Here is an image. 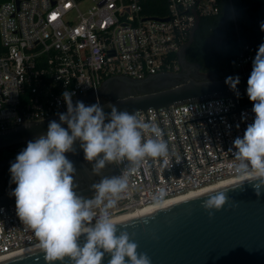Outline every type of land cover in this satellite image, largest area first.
<instances>
[{
  "label": "built area",
  "instance_id": "built-area-1",
  "mask_svg": "<svg viewBox=\"0 0 264 264\" xmlns=\"http://www.w3.org/2000/svg\"><path fill=\"white\" fill-rule=\"evenodd\" d=\"M91 4L86 9L81 5ZM167 13L147 14L143 0H6L0 4V131L46 120L64 110L62 93L94 92L114 76L145 79L179 73V53L203 17L219 14L220 0H166ZM252 47L241 44L234 73L248 69ZM230 96L135 113L156 124L169 146L168 163L146 160L130 176L112 219L145 205L164 188L169 200L241 177L233 141L255 114ZM242 113L246 119H242ZM107 122V121H106ZM232 149V152L229 151ZM118 175L127 161L115 164ZM254 173V172H253ZM93 194L85 196L91 198ZM39 246L16 213L0 206V259Z\"/></svg>",
  "mask_w": 264,
  "mask_h": 264
},
{
  "label": "clouds",
  "instance_id": "clouds-1",
  "mask_svg": "<svg viewBox=\"0 0 264 264\" xmlns=\"http://www.w3.org/2000/svg\"><path fill=\"white\" fill-rule=\"evenodd\" d=\"M260 29L264 31V22ZM225 83L239 96V76H229ZM247 85L255 119L243 138L234 139L235 162L230 167L241 177L255 172L250 181L259 196L264 190V43L258 47ZM73 95L67 90L62 93L67 111L58 113L60 122H49L46 134L28 141L11 164V182L16 187L10 195L15 197L16 213L39 241L47 264L63 262L65 258L70 264H102L105 254L110 256L107 264H152L146 253L138 252V244L127 231L117 234L111 210L128 191L130 176L146 160L168 163L169 146L161 129L141 120L136 113L109 104L111 112L106 114L98 98L91 105L82 101L74 105ZM242 119H246L245 113ZM76 141L80 142L84 159L92 162L95 175H100L108 164L128 162L120 175L94 183L91 198L77 194L76 169L65 155L75 151ZM167 195L160 188L152 203L162 206ZM229 201L226 190L216 191L201 207L211 220ZM82 236L83 244L79 242Z\"/></svg>",
  "mask_w": 264,
  "mask_h": 264
},
{
  "label": "water",
  "instance_id": "water-1",
  "mask_svg": "<svg viewBox=\"0 0 264 264\" xmlns=\"http://www.w3.org/2000/svg\"><path fill=\"white\" fill-rule=\"evenodd\" d=\"M198 26L191 33L189 41L179 53L182 66L190 65L187 50L192 45ZM199 68V64H195ZM252 65L242 71L221 78L207 75L204 79H195L181 73H159L145 79H133L127 76H114L107 79L98 95L94 92L73 98L85 105L97 102L103 111L111 112L109 104L118 110L135 113L148 108L170 107L171 105L201 101L213 97L230 96L235 99L237 107L240 97L246 93L247 81ZM186 76L182 82L180 78ZM239 76L237 85L239 96L226 85L227 77ZM126 82L127 89H122L114 97L109 94L114 83ZM208 82V83H207ZM151 86V87H150ZM249 103L248 106H252ZM67 111V105L60 113ZM59 121L58 114L42 121L23 124L16 128L0 131V151L17 148L27 144L42 134H46L49 122ZM67 128L66 124L62 125ZM75 154L72 161L75 169L82 172L87 189L77 192L81 196L93 194L92 185L97 181L88 174L89 169L80 156V143H74ZM128 163V162H127ZM115 164L106 166L99 178L117 176ZM251 178L206 192L195 197L115 222L117 234L127 231L132 240L138 244V252L146 253L152 264H264V190L259 196L252 187ZM3 178H0V189ZM227 191L230 198L225 209L215 212L209 219L201 207L202 202L216 191ZM16 204L15 197L0 194V206ZM235 204V207H232ZM144 221H148L147 224ZM147 229V231H145ZM84 243V237L79 240ZM45 253L36 246L0 259V264H47ZM110 256L105 254L102 264H107ZM54 264H70L68 258Z\"/></svg>",
  "mask_w": 264,
  "mask_h": 264
},
{
  "label": "trees",
  "instance_id": "trees-1",
  "mask_svg": "<svg viewBox=\"0 0 264 264\" xmlns=\"http://www.w3.org/2000/svg\"><path fill=\"white\" fill-rule=\"evenodd\" d=\"M5 1L0 0V4ZM220 5L219 14L200 19L187 59L199 64L205 72L227 76L234 73L241 44H250L255 56L259 45L264 43V31L260 29L264 22V0H220ZM143 6L150 15L167 13L166 0H143ZM241 100L252 103L247 92ZM5 151H0V157Z\"/></svg>",
  "mask_w": 264,
  "mask_h": 264
},
{
  "label": "flooded vegetation",
  "instance_id": "flooded-vegetation-1",
  "mask_svg": "<svg viewBox=\"0 0 264 264\" xmlns=\"http://www.w3.org/2000/svg\"><path fill=\"white\" fill-rule=\"evenodd\" d=\"M190 62V61H189ZM197 63H192L190 62V65L184 67L181 65V71L179 73H183V74H187V76H190L191 78H195V79H204L207 77V75H209L208 72H205L201 69V67L199 68L197 65H195ZM187 79L186 76L180 78V81L184 82ZM128 83L126 82H118V83H114L112 85L111 91H110V97H114L118 92H120L122 89H127L128 87ZM151 87V86H150ZM80 143V142H79ZM27 144L21 145L17 148L14 149H9L7 151H5V153H3L2 157H0V178H3V182H2V188L0 189V194H7V193H11L12 190L15 189L16 184L11 182V173L9 171L11 164L13 162H15L16 156L24 149L26 148ZM75 149V148H74ZM80 156L81 159L83 161L84 164L87 165L89 172L88 174L90 176H92L97 182H99L100 178L98 175L93 174L92 172V162H88L84 159V152L82 150V148L80 147ZM75 154L74 152H69L66 153L65 155L67 156V158L70 160V158H72ZM107 167L110 168V164L107 165ZM82 172L81 170L77 167L76 168V173L74 175V180L75 183L77 185L76 187V192H80V191H84L87 189V184L85 183V180L82 178Z\"/></svg>",
  "mask_w": 264,
  "mask_h": 264
},
{
  "label": "bare ground",
  "instance_id": "bare-ground-1",
  "mask_svg": "<svg viewBox=\"0 0 264 264\" xmlns=\"http://www.w3.org/2000/svg\"><path fill=\"white\" fill-rule=\"evenodd\" d=\"M255 175H256L255 172L251 174V176H255ZM251 176L237 177V178L229 179V180H226V181H223V182H219V183H216V184H211V185H208V186L203 187L201 189H198V190H195V191H191V192H188V193H184V194L178 195L176 197H173V198H171L169 200H166V201H164V204L162 206H160V207H157L154 204L145 205V206L139 207L137 209L131 210L129 212H125L122 215L113 218L112 220L115 223V222H118V221H121V220H124V219H128V218L140 215V214H144V213H147V212H150V211H153V210H157V209H160L162 207H165V206H168V205H171V204H174V203L189 199L191 197H195L197 195H200V194H203V193H206V192H210V191H213L215 189H219L221 187L230 185L232 183H236V182L251 178Z\"/></svg>",
  "mask_w": 264,
  "mask_h": 264
},
{
  "label": "rangeland",
  "instance_id": "rangeland-1",
  "mask_svg": "<svg viewBox=\"0 0 264 264\" xmlns=\"http://www.w3.org/2000/svg\"><path fill=\"white\" fill-rule=\"evenodd\" d=\"M91 3L88 1V2H85L81 5V8L82 9H86L87 7H89ZM209 76L212 77V78H221L224 76L223 73H216V72H211L209 73ZM243 102H245L244 100H242Z\"/></svg>",
  "mask_w": 264,
  "mask_h": 264
}]
</instances>
